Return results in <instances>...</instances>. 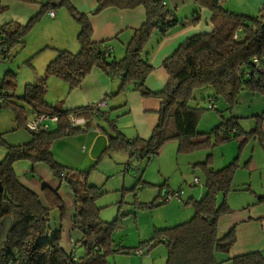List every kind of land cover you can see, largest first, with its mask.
<instances>
[{
    "label": "trees",
    "instance_id": "obj_1",
    "mask_svg": "<svg viewBox=\"0 0 264 264\" xmlns=\"http://www.w3.org/2000/svg\"><path fill=\"white\" fill-rule=\"evenodd\" d=\"M19 1L39 3L38 0ZM194 2L211 12L213 30L185 39L163 60L162 66L168 74V80L160 91L153 92L144 86L145 79L152 71L149 60L155 44L174 30L199 21L198 12H194L190 19H178L163 0H97L89 15L78 13L67 0H61L60 7L78 16V51H57L56 56L46 65L43 76L34 83L25 84L22 96L14 95L15 79L12 74L0 80V108L10 106L17 121L24 119L25 127L35 112L57 117V121L52 122L54 126L48 124L37 132H31V139L24 144H7L0 133V145L5 149L4 157L0 160V264H107L106 256L110 253L120 252L121 249L131 253L135 248L148 247V254L159 243L166 249L165 264H220L229 260L232 264H264V256L259 251L232 258L221 257L235 243V228L231 227L221 233L217 221L221 215L231 212L226 195L232 190V179L238 168L237 158L218 170L211 168L208 160L200 163L205 171V191L199 200L189 201L193 209L191 218L157 230L156 236L145 245L126 248L114 244L112 239L117 219L104 222L99 217V207L94 202L101 195L99 187L87 185L86 177L80 171L68 179L69 174L51 153L53 141L78 131L97 128L95 122L104 117V113L103 108L93 113L90 104L66 111L48 105L45 99L47 78L55 77L72 90L94 68L120 79L117 93L131 88L142 96L160 101L159 118L149 138L128 139L118 130L112 129L104 154L125 151L129 153V159L133 156L150 159L169 141L177 142L178 152H187L197 147L213 146L210 142L211 133L215 135L216 143L241 136L238 119L233 118L220 121L208 133L199 132V119L204 108L193 104L194 93L202 88L211 89L208 99L214 105L212 108H215V101L219 99H223L229 106L234 105L241 91L264 95V1L255 16L232 12L220 0ZM137 7L144 9V21L132 30L124 55L115 60L111 56L112 52L104 53L102 46L107 45L106 42L91 40L89 16L107 9ZM55 8L54 0H47L41 4L40 13ZM2 10L3 7L0 12ZM38 16L31 17L25 25L12 22L0 24V40L7 54L4 60L9 58V51L14 44L24 43L23 37ZM154 35L158 39L150 49L148 45ZM254 59L257 61L254 62ZM14 99L22 100L26 107ZM27 112L30 113L28 118L25 117ZM73 112L86 119L83 127L68 126L67 117ZM244 135L245 140L254 137L264 142L258 123L253 130L244 132ZM204 136H207L204 140L193 142L194 138ZM19 161L45 163L53 177L59 179V182L66 180L68 183L74 206L72 229L79 233L76 241L71 240L69 253L61 246L62 229L60 226L53 227L51 221L53 210L57 211L59 221L66 217L63 200L48 185H43L37 193L20 182L14 169L15 163ZM125 165L127 170L129 162ZM138 170L136 168V172ZM142 185L149 183L142 182ZM219 194L222 196L220 201ZM137 202L135 194L133 204ZM143 205L146 204L138 203L139 207ZM77 244H81L84 249V253L78 257L75 253ZM72 248L76 260L71 259Z\"/></svg>",
    "mask_w": 264,
    "mask_h": 264
},
{
    "label": "rangeland",
    "instance_id": "obj_2",
    "mask_svg": "<svg viewBox=\"0 0 264 264\" xmlns=\"http://www.w3.org/2000/svg\"><path fill=\"white\" fill-rule=\"evenodd\" d=\"M225 4L231 9H243L257 13L261 0H225ZM37 50L38 47L33 42L16 43L9 51V58L0 61V80H3L7 74L13 75L15 96L23 95L25 84L32 83L34 77L31 79V75H34L39 66L44 68V65L40 63V53ZM51 91L52 89L46 94L49 99L54 98ZM210 93L211 89L209 88L198 89L194 93L195 101L193 104H198L199 107L204 108L198 124V131L202 133L210 132L219 124L222 116H226V110L222 107L209 108L208 96ZM14 100L19 105L26 107L22 100ZM215 103L220 104L219 100ZM108 111L115 112L113 110ZM25 115L28 118L30 113L27 112ZM112 118H116L115 113L112 114ZM98 120L99 125L105 130L109 128L107 121ZM23 121L24 119L16 120L15 112L10 106L5 105L0 108V133L7 144L20 145L30 140L32 134L24 126ZM48 124L55 125L52 122H48ZM109 133L108 131L95 133L88 129L69 134L53 141L51 153L55 161L69 174L68 179L72 178L73 173L80 171L85 175L87 185L99 187L101 195L94 201L95 205L99 207V217L104 222L117 219L113 226L112 239L114 244L126 248L145 245L148 240L156 236L157 230L180 224L191 218L193 209H186L185 200L192 193L198 196L199 193L204 194L205 191V171L200 163L208 160V165L214 170H218L224 164L223 159L226 158L227 161L229 156H231L229 163L237 158L240 165L244 164L245 158L250 154L264 156L262 153L264 148L261 147L257 139L252 138L239 147L238 139L216 143V137L211 133L210 142L213 146L197 147L191 151L178 152L177 142L169 141L162 146L157 155L150 159L146 157L139 159L133 156L121 162L117 158L120 154L115 152L103 153V142L109 140ZM92 147V154H90ZM4 154V146L0 145V160ZM208 154H210L209 158L207 157ZM126 161L130 165L127 170ZM29 165H31L30 162L21 161L14 166V169L22 177L21 169H28L29 171ZM33 166L34 170L30 179L40 182V186L45 185V181L53 184L59 180L52 176L45 163L39 162ZM136 168H139L137 172ZM245 171V167L242 166L237 168L236 173L245 177ZM194 178H198L199 183L194 185ZM142 182L149 183V185H142ZM59 183L61 184H59L58 192L65 205L66 217L62 220L63 222L59 221L57 211L53 210L51 211V221L53 227L60 226L62 229L61 246L69 253L71 250L69 236L71 235V239L73 237V240L76 241L79 238V233L73 231L71 234L66 230L74 212L73 196L66 180ZM257 184L259 182L256 178L255 185ZM163 190L181 191L180 198L174 197L164 202L161 198ZM159 192L161 193L159 194ZM135 194L138 202L133 204ZM221 199L222 196L219 194L218 201ZM141 201L145 202L146 205L139 207L138 203ZM75 253L77 257L84 253L81 244H77ZM106 260L107 264H165L166 249L162 243L155 244L151 251L145 255H138L127 252V249H121L120 252L108 254Z\"/></svg>",
    "mask_w": 264,
    "mask_h": 264
},
{
    "label": "crops",
    "instance_id": "obj_3",
    "mask_svg": "<svg viewBox=\"0 0 264 264\" xmlns=\"http://www.w3.org/2000/svg\"><path fill=\"white\" fill-rule=\"evenodd\" d=\"M38 1L39 3H27L19 0H0V8L3 7V10L0 12V24L12 22L25 25L31 17L38 14L37 21L31 26L30 30L23 37V40L26 43L33 42L38 47L37 51L40 53V63L44 65L45 68L48 62L56 56L57 51L65 50L72 53L78 51L79 45L77 35L80 26L77 21L78 19L73 17L64 7H60L61 0L59 6L56 5V8L52 9L55 13L53 17L49 16L47 11L40 13L41 4L45 3L47 0ZM56 1L57 0H54V3H56ZM67 1L78 13L85 15H89L97 3V0ZM163 1L168 8L174 11L178 19H190L194 15V12H198L199 21L194 25L188 24L174 30L166 37L160 39L157 44H155L158 39L157 35H154L151 39L148 48L151 49L155 44L149 60L152 71L145 79L144 86L153 92L160 91L168 80V74L162 66L163 60L185 39L196 34L213 30L211 12L207 8L199 7L195 4L194 0ZM262 1L264 0H261V3ZM220 3L226 9L237 14L255 16L258 13L248 12L243 9H231L226 7L225 0H220ZM144 16L145 12L142 7L123 10L107 9L97 15L89 16L92 29L91 40L94 42H106L108 46L112 47V58L118 60L124 55L125 45L132 34V30L137 29L142 24ZM44 68L39 66L34 75H31V79L34 77L32 83L43 76ZM52 78L47 79L49 82L47 91L52 89L51 92H53L54 98L49 99L45 97L47 104L50 106H58L61 110L66 111L106 99L107 106L103 108L104 117L98 119L107 121L109 128L105 130L99 125V120L97 119L98 121H96L95 124L98 126V129L96 131L91 129L95 133H100L101 131H108L111 133L112 129H116L128 139L135 137L147 139L150 137L153 128L157 124L160 101L153 97L142 96L138 91L132 90L131 88H126L123 92L117 93L120 86V79L118 77L109 76L101 70L94 68L85 76L79 86L72 90H69L65 82L57 78ZM219 102L220 104L215 103V106L217 108L222 107L226 110V116H222V120L230 118L235 120L238 119L237 125L241 131V136L237 139L240 144L242 143L241 145L239 144L240 147L250 139H255L251 137L245 140L244 132L253 130L257 123L260 124L262 137H264V95L255 92L241 91L236 97L234 105L229 106L223 99H219ZM108 110H113L115 112H109ZM113 113L116 114L115 119L112 118ZM110 133L109 137L111 136ZM206 137L207 136L194 138L193 142H200ZM108 141L107 139L103 142L104 148L107 146ZM258 142L261 147L264 148V142H260L259 140ZM92 150L93 147L90 154H92ZM160 151L161 150H159V152ZM115 153L120 154L116 156H118L117 158L121 162L129 158L128 152L118 151ZM230 159L231 156L228 157L227 161L226 158L225 160L223 159L224 164L222 167L226 166L227 163L229 164ZM20 162L21 161L15 163V165ZM239 163L238 167H245L246 175L245 177L244 175L239 176L236 173L237 170L235 171L231 183L232 190L226 195V201L231 212L221 215L217 221L218 231L221 233L229 230L231 227L235 228V243L231 246L228 253L221 257L226 256L232 258L256 251H259L261 255L264 256V156L250 154L245 158L243 165ZM33 165L32 163L29 165L30 173L28 169H21L20 173L22 177H20L16 171L15 172L20 182L29 189L39 193L43 185L40 186V182L30 179V175L34 170ZM254 178H257L259 184L255 185ZM44 183L59 194V184L61 183L58 181V184L56 182L50 184L48 181ZM167 191L168 190H163L162 193L159 192V194L161 193L163 195ZM202 196L203 194L200 193L198 196L192 193L190 197L185 200L184 204L186 209L192 208L190 204L188 205L191 199L199 200ZM140 203L145 202L141 201ZM66 230L71 234L74 231L72 229L71 218L70 224ZM69 238L70 244L73 237L71 239L70 235ZM66 253L68 252L66 251ZM220 264L232 263L229 260Z\"/></svg>",
    "mask_w": 264,
    "mask_h": 264
},
{
    "label": "built area",
    "instance_id": "obj_4",
    "mask_svg": "<svg viewBox=\"0 0 264 264\" xmlns=\"http://www.w3.org/2000/svg\"><path fill=\"white\" fill-rule=\"evenodd\" d=\"M47 13L51 17H53V15L55 14L52 9L48 10ZM234 37H236V35ZM102 49L104 50L105 54L113 51L112 47H110L108 45H103ZM5 58H7L6 47L2 44V41L0 40V60H4ZM256 61H257V59H254V62H256ZM106 106H107L106 99H103L101 101L90 104L91 111L93 113H96L98 108H104ZM213 106L214 105H212L210 103L209 108H212ZM55 121H57L56 116H49V115H45L42 113L35 112L32 114L31 118L27 121L26 128L30 132H37L40 129L46 127L48 122H55ZM85 123H86V119L84 117L80 116L77 112L76 113L75 112L70 113L67 117V124L71 128L83 127L85 125ZM97 129L98 128H95L94 130L96 131ZM60 176L63 177L64 174L61 173ZM196 183H198V179L194 178V184H196ZM180 194H181V191L180 192L179 191L167 192V193L161 195V198H162V201L165 202V201H167L171 198H174V197L180 198ZM148 249H149L148 247H139V248H135L134 250H132L131 253L138 254V255H145L147 253ZM73 251H74V249L72 248L71 259L76 260V257H75V254Z\"/></svg>",
    "mask_w": 264,
    "mask_h": 264
},
{
    "label": "water",
    "instance_id": "obj_5",
    "mask_svg": "<svg viewBox=\"0 0 264 264\" xmlns=\"http://www.w3.org/2000/svg\"><path fill=\"white\" fill-rule=\"evenodd\" d=\"M59 2H60V0H57L56 3H55V5L59 6ZM73 17H75L76 19H78V16H76V15H73Z\"/></svg>",
    "mask_w": 264,
    "mask_h": 264
}]
</instances>
